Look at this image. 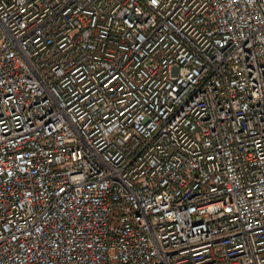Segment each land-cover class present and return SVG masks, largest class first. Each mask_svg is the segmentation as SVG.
<instances>
[{"label":"built area","instance_id":"built-area-1","mask_svg":"<svg viewBox=\"0 0 264 264\" xmlns=\"http://www.w3.org/2000/svg\"><path fill=\"white\" fill-rule=\"evenodd\" d=\"M0 264H264V0H0Z\"/></svg>","mask_w":264,"mask_h":264}]
</instances>
